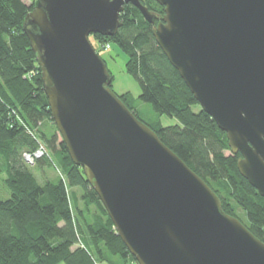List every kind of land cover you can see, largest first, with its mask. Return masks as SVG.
Returning a JSON list of instances; mask_svg holds the SVG:
<instances>
[{"label":"water","instance_id":"obj_1","mask_svg":"<svg viewBox=\"0 0 264 264\" xmlns=\"http://www.w3.org/2000/svg\"><path fill=\"white\" fill-rule=\"evenodd\" d=\"M36 0L24 21L52 117L138 264H264V241L111 87L90 36L137 6L264 196V0Z\"/></svg>","mask_w":264,"mask_h":264},{"label":"trees","instance_id":"obj_2","mask_svg":"<svg viewBox=\"0 0 264 264\" xmlns=\"http://www.w3.org/2000/svg\"><path fill=\"white\" fill-rule=\"evenodd\" d=\"M142 3L156 23L162 20L163 5L156 0ZM35 5L36 0L29 5L0 0V176L7 175L11 191L8 198L0 197V264H138L59 137L37 54L24 30ZM120 18L123 25L116 35L90 36L99 42L95 48L99 52L107 43L117 44L126 56V70L141 86L138 99L178 123L167 126L159 119L149 124L129 92L121 99L214 189L226 213L264 241V196L240 173L241 154L232 153L227 133L202 109L141 10L126 4ZM40 146L46 154L27 163L24 152ZM45 166L60 173L40 183L33 169Z\"/></svg>","mask_w":264,"mask_h":264},{"label":"rangeland","instance_id":"obj_3","mask_svg":"<svg viewBox=\"0 0 264 264\" xmlns=\"http://www.w3.org/2000/svg\"><path fill=\"white\" fill-rule=\"evenodd\" d=\"M90 38L93 42V45L96 48H98L99 42L92 37ZM103 47L104 49L99 52L100 55L107 60L108 67L110 71L113 73L114 91L119 95L129 92L132 96V99L134 98L136 99V100L134 99L135 105L138 108L141 118L145 122L149 124H153L160 119L163 125L168 126V125L177 124L178 120L176 118L167 115H163L160 117V115L153 109L150 103L138 99L139 95L141 94V86L138 80L126 70V56L121 51L120 47L117 44H112V43L110 48L108 47L106 48V45H104ZM195 109L197 110L199 109V107L196 106ZM58 133L60 139H62V136L59 131ZM33 171L36 174L40 183H44L45 182L44 180L46 178L55 179L58 173H60L59 170H55V168L49 166H45L43 170L34 167ZM6 178H7L6 174L0 176L1 198H8L11 195L10 188L5 181ZM244 216L246 217L245 213H243V218H245ZM60 264H65V263H60Z\"/></svg>","mask_w":264,"mask_h":264},{"label":"built area","instance_id":"obj_4","mask_svg":"<svg viewBox=\"0 0 264 264\" xmlns=\"http://www.w3.org/2000/svg\"><path fill=\"white\" fill-rule=\"evenodd\" d=\"M111 43L106 44V48H110ZM46 154L45 148L40 146L35 152H24V159L29 164H34L36 159L44 156Z\"/></svg>","mask_w":264,"mask_h":264},{"label":"crops","instance_id":"obj_5","mask_svg":"<svg viewBox=\"0 0 264 264\" xmlns=\"http://www.w3.org/2000/svg\"><path fill=\"white\" fill-rule=\"evenodd\" d=\"M26 4H31L32 3V0H23ZM29 1V2H28ZM31 2V3H30Z\"/></svg>","mask_w":264,"mask_h":264},{"label":"flooded vegetation","instance_id":"obj_6","mask_svg":"<svg viewBox=\"0 0 264 264\" xmlns=\"http://www.w3.org/2000/svg\"><path fill=\"white\" fill-rule=\"evenodd\" d=\"M161 21H162V20H161ZM159 22H160V21H159ZM159 22H158V23H159ZM158 23H156V21H155V24H158ZM155 24H153V25H155Z\"/></svg>","mask_w":264,"mask_h":264}]
</instances>
